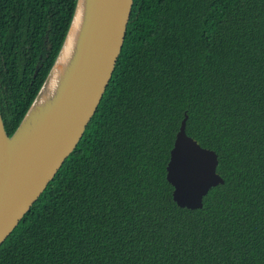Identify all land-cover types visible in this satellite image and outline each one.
Instances as JSON below:
<instances>
[{
    "label": "trees",
    "instance_id": "trees-1",
    "mask_svg": "<svg viewBox=\"0 0 264 264\" xmlns=\"http://www.w3.org/2000/svg\"><path fill=\"white\" fill-rule=\"evenodd\" d=\"M77 0H0L9 135ZM223 178L189 209L167 164L182 119ZM0 264H264V0H134L113 75L75 150L0 245Z\"/></svg>",
    "mask_w": 264,
    "mask_h": 264
},
{
    "label": "water",
    "instance_id": "water-1",
    "mask_svg": "<svg viewBox=\"0 0 264 264\" xmlns=\"http://www.w3.org/2000/svg\"><path fill=\"white\" fill-rule=\"evenodd\" d=\"M134 0H77L56 59L16 130L0 111V245L75 150L95 114L121 53ZM181 121L166 178L181 207H203L223 178L217 153Z\"/></svg>",
    "mask_w": 264,
    "mask_h": 264
}]
</instances>
